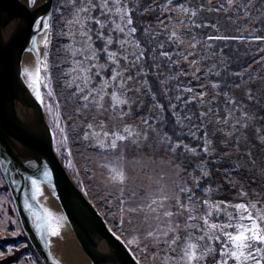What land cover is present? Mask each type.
I'll list each match as a JSON object with an SVG mask.
<instances>
[{
    "label": "rangeland",
    "instance_id": "obj_1",
    "mask_svg": "<svg viewBox=\"0 0 264 264\" xmlns=\"http://www.w3.org/2000/svg\"><path fill=\"white\" fill-rule=\"evenodd\" d=\"M184 3L185 6L197 9V20L207 22L209 25L215 24L217 28L211 26L201 29H192V35L196 36V48L187 47V42L191 40V36L179 35V40L185 41L178 51L193 52L188 60H178L177 64L169 67L167 61L159 57L157 54L161 49L158 45L163 43L166 51H177L176 42L169 40V35L172 31L178 33L187 32L184 24L169 23L170 20H183L189 23L188 17L179 11L178 8L173 9L167 5V0H129L131 8L135 9L137 21L143 29L144 36L149 44L156 48L154 75L157 78L161 88L164 91L165 98L170 105L177 103L174 99L178 93L175 91L176 81L168 80L166 85H161L160 81L165 80L170 76H176L180 70H186V75H180L179 80L190 85L197 92L204 91L205 99L219 94L220 107H224V93L219 89H212L211 84L216 83L206 74L209 68L213 71H220L227 68L231 60L223 52H210L205 46V38L209 35L221 36H239L248 37V33L253 30H258V34L264 36V11L257 14L258 9H264V0H252V5L248 11L253 17V21H248L245 16L237 14L235 6L229 7L227 0H176V3ZM132 5V6H131ZM223 5L219 12L209 9H216ZM159 6V7H157ZM203 8L202 11H199ZM71 8L67 5V0H52L50 6V22L52 28L50 30L51 42L45 52L47 56H43L44 64L48 65L50 73L51 91L55 94V99L45 95V90L41 88L44 103L40 102L45 121L50 129L54 152L57 155L60 163L65 168L71 180L84 193L90 203L104 218L108 228L125 246L131 249L130 253H135V257H143L142 260H136L139 264H161L158 257L153 256L154 252H159L163 256L168 251L167 245L157 243L154 240H144L146 232L142 229L145 213L141 212L134 217V225H128L125 222L121 227V214L116 210L118 205L114 204L115 197L109 196V192H117L121 185L110 182L109 169L104 165L116 161L126 174V181L122 187L125 189V195L130 196L133 192L143 196L153 192H163L169 196L177 194L184 199L182 194L178 193V188L181 186L192 189L195 199L203 202L206 198L215 201H231L239 202L245 199L248 202L260 201L264 202V43L252 41L250 38L244 41L229 40L225 48L230 49L234 55V62L239 67L238 74L249 75V80L234 87L229 97L235 101V105L229 107L238 108L236 115L247 113L248 119H241L243 126L232 127L236 124L235 119H231L227 126L217 123L215 119H206L204 127L197 131L195 128L185 127L180 128V131L187 134L190 131H196L197 137L203 141V135L206 131L208 139L211 140V147L205 154L201 147L196 148L197 151L192 154L186 152L183 148L177 149L175 155L172 150L167 147V141L164 139L165 123L163 125L153 124L147 131V139L143 135L140 137L139 146L131 144H121L115 153L109 151L103 153L98 149L89 146V142L83 139L84 131L87 130L89 123L97 126L101 120L105 122L108 129L114 127H122L123 123L133 125L137 131L144 132L145 126L142 123L141 117H147L153 112H159L154 105L158 104L152 99L151 94L145 91L137 92V88H147L148 85H142L138 82H129L128 87L133 89L128 92V97L131 98V105L123 106L124 111H131V114L124 117L123 122L119 116H113L111 112H100L96 110H85L80 108L78 103H72L71 93L73 89L65 86L68 77L60 69H66L71 66L70 53L66 52L65 46L72 43L71 39L62 35V32L67 31L64 27V19L68 17L65 13H70ZM164 21V24L157 22V17ZM165 25L167 28L165 30ZM95 26H93L94 28ZM148 28L149 33H145L144 29ZM218 29V30H217ZM77 39H79L77 35ZM95 39V36H94ZM219 41L214 40L211 43L215 46ZM79 47L78 44L74 45ZM115 49V45L112 46ZM173 59L177 57L174 55ZM198 59L201 61L199 68L192 65L190 61ZM101 64L105 63L101 62ZM123 64V62H121ZM142 63V62H141ZM157 65H160L157 68ZM215 65V67H213ZM138 68H131L130 73L136 76ZM110 75V73H104ZM141 79L140 77L137 78ZM100 81L97 79L94 84ZM42 84L48 83L47 80H42ZM254 98L248 99V93ZM181 95H189L180 93ZM108 99L105 100V105L108 104ZM198 103V101H197ZM48 105L53 108L50 112ZM58 105V110L57 109ZM206 107V106H205ZM183 108V105L177 109ZM77 110L78 114H77ZM190 111L197 114L202 110L195 104L190 106ZM163 116V112L160 113ZM223 116V113H221ZM59 117L62 121V126H67V142L65 147H61L62 137L56 134L54 119ZM87 118V119H86ZM188 122L185 121V124ZM193 124H198L199 120L194 117ZM155 130H152V129ZM257 129L260 131L258 132ZM168 136V135H167ZM176 142H173V145ZM70 153V154H69ZM123 156L122 160H117V157ZM70 165V166H69ZM179 166V167H178ZM243 168L251 176L249 182H244L241 179L240 169ZM207 171V177L212 178L213 184L205 187L200 186L201 178L195 172L202 174ZM15 177V174L13 173ZM199 180V188L195 181ZM206 189H211V192L206 195ZM243 189L248 193L247 197L241 198L239 193ZM202 194V195H199ZM225 196L226 199H222ZM156 198V197H153ZM174 201L167 202L165 207ZM201 208L203 205L201 204ZM169 210L178 211L176 208ZM194 214L203 215V211H197ZM187 217L184 213L180 217L183 222ZM177 219L173 217V220ZM215 219V217L213 218ZM225 217L221 216L220 221L223 222ZM8 221H13L9 223ZM155 223V222H152ZM202 223V221H199ZM139 231L141 237L140 250H137L135 244L127 243V233ZM180 235H184L183 223L178 229ZM17 233L12 236L11 233ZM147 245L146 251L144 250ZM8 245L19 246V251L13 255L7 256L9 264H17V258L26 257L20 264H42L25 235L20 224L13 198L3 174L0 173V251H5ZM216 252L210 253L206 257L204 264H215V259L219 258V245H216ZM176 255V253H172ZM134 257V256H133ZM134 257V258H135ZM0 264H4L3 259H0ZM231 264V262H230Z\"/></svg>",
    "mask_w": 264,
    "mask_h": 264
},
{
    "label": "snow or ice",
    "instance_id": "obj_2",
    "mask_svg": "<svg viewBox=\"0 0 264 264\" xmlns=\"http://www.w3.org/2000/svg\"><path fill=\"white\" fill-rule=\"evenodd\" d=\"M25 3L28 7H35L37 0H25ZM227 4L229 7L235 6L237 14L245 16L246 20L253 21V17L248 11L252 5V0H227ZM67 5L72 11L65 13L67 19L62 17L64 27L67 29V31L62 32V35L72 41V43L65 46L66 52L70 53L71 56V66L60 69V71L68 77L65 86L73 89L70 102L78 103L80 108L85 110L111 112L114 117L119 116L123 122L124 117L131 114L130 108L127 112L123 110V106H130L132 103L127 93L133 89L129 88L128 84L129 82H138L142 85H148L147 77L151 73L145 70L141 62L145 61L149 53H156V48L149 47L146 43L142 44L141 40L137 38V28L133 26L134 21L132 19L135 9L130 7L129 0H67ZM166 6H171L173 9L178 8L190 21L189 23L183 20L169 21V23L184 24L185 28L188 29L184 33H178V31L170 33L169 40L176 42L177 51L163 50V43L158 45L161 50L157 54L167 61L169 67H172L177 64L178 60H188V57L193 55L191 51L187 53L178 51L180 46L185 44V41L179 40V35L191 36V40L187 42L186 46L195 49L197 38L192 35V29L207 28L209 26L217 28V26L215 24L209 25L202 20L198 21V10L187 7L182 2L176 3V0H167ZM222 7L223 5L216 9H209V11L219 12ZM202 10L201 6L199 11ZM261 11H264V9H258L257 14L259 15ZM157 22L164 24L159 16ZM93 26L95 27L93 28ZM51 28L50 14L34 18L33 31L43 34L46 49L51 42L49 35ZM166 28L167 25H165V30ZM144 32L149 33V29L145 28ZM77 35L79 39H77ZM249 38L252 41L264 43V36L259 35L258 30H253L248 33V37L244 35H209L205 38V46L210 52L214 53L215 47L211 43L214 40L244 41ZM98 43L101 45L99 48L96 47ZM76 44L79 47H75ZM113 45L116 46L115 49H113ZM27 51L35 54L36 63L34 70L25 67L20 71L25 86L33 93L35 99L41 103H44L41 88L45 90L47 97L55 99V94L51 91L48 65L44 64L43 69L41 68L40 53L37 51L35 36L30 39ZM44 55L47 56V52ZM174 55L177 57L176 60L173 59ZM102 58L105 60L103 64L100 63ZM151 58L155 60V55ZM190 63L199 68L201 61L192 59ZM159 67L160 65H157V68ZM131 68L139 69L135 77L131 74L126 75V73H130ZM106 72L110 75H104ZM186 74V70L182 69L178 75L160 81L161 85H166L168 80L177 82L175 91L178 94L174 97L177 103L171 104L170 108L172 118L177 126L181 128L191 127L199 131L204 127L206 119H215L217 123L225 126L229 124L231 119H235L236 124L232 127L243 126L241 119L247 120L248 115L243 112L240 113L239 117L236 115L239 109L229 107L235 105L236 101L229 97L227 92H224V107H220L218 93L206 100L204 91L197 92L190 85L183 84L179 80V76ZM201 74H206L209 77H220L221 72H214L212 68H209L206 73ZM138 77L141 79L138 80ZM97 79L100 82L94 84ZM42 80H47L48 83L42 84ZM221 87L219 83L211 84L212 89H221ZM135 90L137 92L143 90L147 94H151L152 99H156L150 87ZM180 93L189 95L185 96ZM106 98L109 101L107 105L104 103ZM248 99H254L250 92L248 93ZM194 104L202 109L198 114L189 110L190 106ZM180 105H183V108L178 111ZM154 107L159 109V112H153L147 117L140 118L142 123L147 126L143 133L127 123H123L122 127L108 129L105 122L101 120L98 131L96 130L97 126L91 123L87 125L83 139L89 142V146L105 154L109 151L115 153L121 144H131L138 147L141 135L147 139V131L153 124L163 125L164 123L165 118L160 113L164 111L165 106L158 103ZM48 108L50 112L53 111L50 105H48ZM56 110H58V105ZM221 113H223V116H221ZM194 117L199 120L198 124L192 123ZM185 121L188 123L185 124ZM54 125L56 134L62 137L61 147H65L68 139L67 126H62L59 117L54 119ZM257 131L260 130L257 129ZM188 135L193 139H200L197 137L196 131H190ZM163 136L173 155H175L177 149L181 148L192 154L197 151L196 148L189 147L182 140L173 145L171 137L167 134H163ZM211 143V140L208 139V133L205 131L203 148L201 149L205 154L209 152ZM122 159V155L117 157V160ZM15 163V160L8 159L4 154H0V173L3 174L8 183L17 189L21 187V180L27 181L28 187L24 192L26 199L23 203L32 217L36 231L41 233L45 240L49 235L52 237L59 236L60 228L66 217L63 215L54 216L38 200V197L42 195L41 184L47 185L51 181V171L45 166L39 178L28 175L17 179L14 178L13 173H18L20 166L13 167ZM104 166L111 173L110 182L121 185L117 192L108 193L109 196L115 197L113 203L118 205L116 210L121 214V227H123L125 218L128 225H134V217L144 212L143 225H146V227L142 230L146 232V235L143 239L154 240L168 247V251L163 256H160L159 252L153 253V256L161 260V264H204L206 257L217 251L216 245L220 247L219 258L215 259V264H230V262L231 264H264V202H248L245 199H241L239 202H213L210 198H206L201 202L195 199L192 189L184 186L178 188V193L182 194L184 199H181L180 195L173 194L169 196L163 192H153L143 196L133 192L130 196H127L124 187H122L126 181L123 167L116 161L109 162ZM26 167L34 168L36 166L28 163ZM208 175L209 173L206 170L202 172V177ZM195 183L199 188V180ZM204 191L207 195L211 192V189ZM239 195L244 198L248 196V193L241 189ZM29 201L36 202L35 206ZM171 201H174V203L169 204L166 208V203ZM201 204L203 208H201ZM169 208H176L178 211L169 210ZM201 210L203 211L202 216L194 214ZM184 213H187V217L182 222L180 217ZM221 216L225 217L223 222L220 221ZM173 217L177 219L173 220ZM214 217L215 219H213ZM199 221H202V223H199ZM182 223L183 236L178 231ZM11 235L14 237L17 233L13 232ZM116 238L120 239L119 236ZM126 239L129 245L135 244L137 250H140L141 237L139 231L128 232ZM146 249L147 245L145 244L144 250L146 251ZM17 251H19V246L8 245L5 251H0V259H3L4 264H9L7 256L13 255ZM172 253H176V255H172ZM132 255L135 257L134 252ZM25 259L24 256L17 258V264ZM135 259L139 261L143 257H135Z\"/></svg>",
    "mask_w": 264,
    "mask_h": 264
},
{
    "label": "water",
    "instance_id": "obj_3",
    "mask_svg": "<svg viewBox=\"0 0 264 264\" xmlns=\"http://www.w3.org/2000/svg\"><path fill=\"white\" fill-rule=\"evenodd\" d=\"M52 0L40 14H30L26 7L16 0H0V154L15 160L13 167L20 166L15 177L31 175L39 178L46 166L53 174L60 190L62 210L80 247L91 264H139L125 244L116 238L108 228L104 218L86 198L84 193L71 180L65 168L54 152L50 129L45 121L42 107L30 95L22 83L12 74L13 68H19L26 49L34 18L49 14ZM11 22L15 28L7 41L1 38L4 28ZM20 102L34 112L33 124L22 123L16 114L14 103ZM20 144L24 152L17 149ZM23 159L36 162V167L29 168ZM14 201L16 212L27 236L28 242L42 264H55L50 259L44 246L34 232L24 209L23 201L26 182L21 180L19 189L6 180ZM29 203L35 206L34 201ZM96 239L105 240L109 252L100 254Z\"/></svg>",
    "mask_w": 264,
    "mask_h": 264
},
{
    "label": "bare ground",
    "instance_id": "obj_4",
    "mask_svg": "<svg viewBox=\"0 0 264 264\" xmlns=\"http://www.w3.org/2000/svg\"><path fill=\"white\" fill-rule=\"evenodd\" d=\"M16 1L23 4L30 14H40L47 8V5H48V0H37L35 7H28L25 3V0H16ZM38 16H44V15H38ZM14 28H15L14 22L9 23L4 28L2 35H1V38L4 42L9 39V36L12 34ZM33 36L36 37L37 51L40 53V59H41V65H42V62H43L42 60H43L44 51H45L44 36L43 34H38L34 32L32 28L30 39ZM30 39H29V42H30ZM29 42H28L26 49L23 52L20 67L13 68L11 72L22 83V85L28 90L31 97L38 104H40V102L35 99L33 93L25 86L23 78L20 76V71L23 68L27 67L30 70H34L35 68V63H36L35 54L29 53L27 51ZM14 104H15L14 107H15V111L18 116V119L24 124H27V125L33 124L34 112L31 109L23 106L20 102H15ZM17 149L20 152H24L23 147L18 143H17ZM22 161L25 165H27L28 163H32L36 166V162L30 159H27V160L23 159ZM25 182L28 187L27 181ZM41 193L42 195L38 197L40 204H42L50 212H52L54 216L63 215L65 217L64 212L62 210V206H61L60 190L57 184L55 183L53 174H52L51 181L47 185L43 183L41 184ZM25 212L29 218L30 224L34 232L36 233L41 244L44 246L45 250L47 251L53 263L55 264H91L90 260L85 255L82 248L80 247V244L78 243V240L76 236L74 235V232L72 231L67 220H65L62 227L60 228L59 236L52 237L49 235L47 237V240H45V237L41 235V233L36 231L35 225L33 223L30 213L26 209H25ZM96 244H97L98 253L108 254L109 249H108V246L105 240L96 239Z\"/></svg>",
    "mask_w": 264,
    "mask_h": 264
},
{
    "label": "trees",
    "instance_id": "obj_5",
    "mask_svg": "<svg viewBox=\"0 0 264 264\" xmlns=\"http://www.w3.org/2000/svg\"><path fill=\"white\" fill-rule=\"evenodd\" d=\"M132 6V5H131ZM138 14L136 11H134L132 19L134 21V27L137 28V38L141 40L142 44L146 43L149 47H152L149 42H147L143 29L141 28V25L137 21ZM226 43L224 41H219L214 47L215 52H223L225 55H227L231 63L227 68L221 69V75L220 77L211 76L210 79L216 83H219L222 87L219 89L221 93L227 92L230 93L232 89L243 82H246L249 80V75L247 74H234L238 73L239 67L235 64L234 55L232 54L230 49L225 48ZM97 48L101 47V45L98 43L96 45ZM154 55V53H149L148 56L145 58V61H142V65L145 68V70L151 75L147 77L148 80V87L151 88L152 93L155 94L156 99L155 101L159 104H163L165 106L163 111V117L165 118V132L169 137L172 138L173 142H178L182 140L183 142L189 144L191 147H201L203 144V141L200 139H193L189 135L184 134L180 131L179 126L175 124V121L172 118V114L170 111V105L167 102L165 98V94L163 89L161 88L157 78L154 75V66L155 62L151 58ZM101 62H104L105 60L102 58L100 60ZM226 69V71H225ZM241 179L244 182H249L251 179V176L246 172L245 169L241 168L240 170ZM196 175L202 177V174L199 172H195ZM213 184V180L210 177H202L200 181V186L205 187L207 185ZM202 195V194H199ZM222 199H226L225 196L222 197Z\"/></svg>",
    "mask_w": 264,
    "mask_h": 264
}]
</instances>
